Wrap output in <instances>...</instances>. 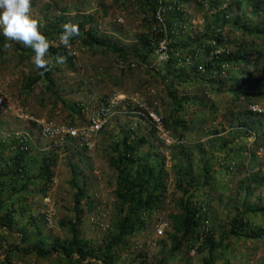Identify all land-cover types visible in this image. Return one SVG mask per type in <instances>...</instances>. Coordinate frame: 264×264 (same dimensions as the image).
<instances>
[{"label": "rangeland", "instance_id": "obj_1", "mask_svg": "<svg viewBox=\"0 0 264 264\" xmlns=\"http://www.w3.org/2000/svg\"><path fill=\"white\" fill-rule=\"evenodd\" d=\"M216 1L221 0L181 1L186 23L183 30L178 26L173 28L175 35H183L177 36L182 39L180 49L169 48L168 59L163 62L157 59L153 48L142 62L134 57L123 59L105 49L89 48L80 39L70 41L65 47L59 42V34H52L47 38L50 48L45 55L54 83L50 89L48 83L40 81L31 91L25 90L27 76L37 73L32 63L34 53L18 42L5 39L10 47L0 53V98L5 105L0 106V149L5 158H11L8 148L12 147L15 134H27L29 170L27 182L24 178L9 179L17 190L14 195L17 226L11 232L0 229V264H96L94 260L65 261L57 256L38 258L24 252L39 242L41 249L46 250L53 240L68 239L60 222H75L73 204L77 188L85 190L91 203L90 208L81 203L76 209L81 211L78 236L91 240L95 247L102 246V240L112 233L116 218L113 193L116 175L111 162L126 134L147 139L148 143L138 151L143 157L140 161L142 164L162 162L165 186L158 208L145 219L146 228L115 249L116 264H200L197 249L189 253L183 250L174 261H161L166 254H160V243H168L169 217L179 210L183 199L176 179L179 165L190 169L194 182L203 180L202 171L210 175L206 179L209 183L214 179L219 185L214 193L222 202H212L211 218L205 222L204 231L207 228L218 231L230 218L244 212L239 208L240 202L245 201L241 187L248 183L247 172L264 177V84L255 85L256 81L260 85L264 83V49L257 68L241 69L222 63L210 74L205 66L212 56L223 51L231 54L237 46L251 40L264 47V38L258 35L252 39L219 19L207 31L214 15L222 14L230 2L222 0L224 5H218ZM130 2L31 0L30 16L42 33L53 25L49 20L55 18L59 8L67 10L70 23L76 24L74 17L82 21L83 16H91L99 37L110 36L125 46L142 49L144 41L156 37L158 26L154 22L147 24V16ZM249 10L250 6L244 8L242 16L254 24L257 19L251 17ZM230 16L236 13L231 12ZM194 35L205 36L202 39L211 46L215 38L220 40L209 56L197 57L195 44L191 43ZM174 40L168 38L166 42L170 44ZM184 42L188 47L183 48ZM54 49L65 57V63L57 64L52 59L49 53ZM164 50L160 52L161 60L166 58ZM64 54L72 58L71 63L66 62ZM241 70L249 72L248 75L240 73ZM239 80H246L250 86L245 95L232 94L233 89L243 91L237 83ZM179 99L183 100L179 103ZM101 100H111L113 104L108 107L106 123L96 136L87 140L88 145L63 137L45 139L26 120L50 121L87 132ZM82 109H86L83 114ZM168 116L172 118L164 123L163 118ZM118 149L122 151L120 146ZM45 159L51 171L49 181L38 177V168ZM25 184L26 190H21ZM255 191L257 195L245 201L250 209L263 206L264 178L262 187ZM203 201H207L206 197ZM248 220L252 226L264 229V215ZM159 230L161 235L157 233ZM22 234L28 236L27 243L21 244ZM219 236L216 233L214 238ZM230 244L228 263L218 264H264V237L231 239Z\"/></svg>", "mask_w": 264, "mask_h": 264}, {"label": "trees", "instance_id": "obj_2", "mask_svg": "<svg viewBox=\"0 0 264 264\" xmlns=\"http://www.w3.org/2000/svg\"><path fill=\"white\" fill-rule=\"evenodd\" d=\"M133 7L141 10L147 17L146 23H156V37L154 39L149 38L150 41H144V48H138L134 45L125 46L110 36H98V33L92 26L93 18L91 16H83V20H79L74 17L72 20L76 22L80 29V35L72 42L80 39L82 44L89 48H100L119 55L120 57H134L144 62L148 59V55L156 52L157 59L160 62L168 59L169 48H179L182 39L175 35L174 27L178 26L180 30H183L185 25V18L183 10L181 8L182 0H128ZM214 3V0H212ZM230 2L223 8L222 14L214 15L213 22H209L206 27L207 31L211 25H214L215 21L228 22L229 25L236 29H240L245 35L254 37L261 35L264 38V0H229ZM218 5H224V1H216ZM250 6L249 14L251 17L255 16L257 21L251 24L249 21L244 20L242 16V10ZM54 7H58L54 5ZM50 9V6L46 7ZM49 11V10H48ZM231 12H235L236 16H230ZM67 10L59 8L58 14L54 19L50 21L51 26L46 27L47 31L42 33L46 38H51L52 34L58 35L62 31V26L65 23H70V18L66 15ZM47 14L45 20L47 19ZM177 28V29H178ZM205 36L194 35V40L191 43L195 44L194 50L195 56H209L214 49L215 45H218L220 38L214 39V46L204 41ZM145 38V37H141ZM175 39L174 42L167 44V40ZM142 40V39H141ZM7 41L3 36H0V53L4 50ZM183 48L188 47L185 42L182 43ZM165 47L164 54L166 58L161 60L160 48ZM180 49V48H179ZM264 47L258 46L254 40L237 46L233 53L227 54L223 51L221 54L212 56L209 62L205 66V71L210 74L215 70L216 65L225 63L226 65H235V67L241 69L245 67L257 68L259 60L263 58L262 50ZM63 53V52H62ZM49 55L52 59H56L57 56H61L55 49L51 50ZM67 57L66 62L71 63V57L64 54ZM196 71V67L193 68ZM192 71V72H193ZM240 73L249 72L241 70ZM40 81L48 83V89L54 86L53 80L50 77L49 70H38L35 76H27L26 83L24 85L27 92L31 91L34 86ZM239 87L243 90L238 92L233 89V95H245L248 93L249 85L246 80H239ZM259 81H256L255 85L263 87ZM239 88V89H240ZM183 99H179V103ZM104 102L105 100H101ZM84 110V109H82ZM81 110V111H82ZM80 111V112H81ZM172 117L163 118L164 123L169 122ZM258 122V120L256 121ZM243 125V124H242ZM13 142V141H12ZM122 145H119L122 149H115L117 153L116 158L111 162L112 168L115 173V212L116 218L112 224V233H109L103 240L102 246L95 247L91 240H86L78 236V225L81 222V211L76 212L78 206L82 203L87 207H91L89 197L85 190L77 188L74 194L73 209L76 213L75 222H60V226L67 232L68 239L66 241H60L58 239L53 240L50 243L49 249L43 250L42 242L34 244L28 247L24 253L35 254L38 258H50L57 256L65 261L83 262L87 260H94L96 264H116L115 249L120 245L127 243L137 232L146 228L145 219L148 215L158 208L159 203L163 199V192L165 183L163 181L162 162H155L153 164H142L140 159L143 157L138 155V151L141 147L147 144V139L137 138L134 135L126 134L122 137ZM222 146V145H221ZM11 153V158H5L2 149H0V229L11 232L17 226L16 214L17 211L14 207L15 193L17 190L13 189L12 179L19 180V178L26 179V174L29 170V164L27 163V153H14L11 147L8 148ZM9 151V152H10ZM121 151V152H120ZM28 164V166H27ZM38 177L45 178L47 181L51 178V171L48 160H44L43 166L38 168ZM226 170H229L227 167ZM190 169L187 166L179 165L176 173V179L179 181V190L183 194V199L179 202V210L170 215V232L168 235V243L161 242L160 254H166L163 261H174L178 253L184 250V253H189L192 249H197V255L200 257V264H218L219 261L228 263L229 252L231 249L230 240L240 241L242 239H256L262 240L264 237V229L259 226H252L248 219L256 218L258 215H264V201L263 206L259 207L255 205L253 208H248L245 204L246 200H249L253 195H257L256 189L262 187L263 176H258L252 172H247L248 183L243 188V202H240L239 210L244 211L238 214L234 218H230L225 226H222L218 231H213L207 228L205 222L210 219L209 210L211 204L214 201L218 203L222 202L219 195H215L217 184L214 179L209 183L210 175L207 172H202L204 176L201 182H194L190 176ZM188 177V179H187ZM11 179V180H9ZM183 183L186 186L183 188ZM195 183V184H194ZM26 184L20 189L26 190ZM4 197V198H3ZM203 197H206L207 201H203ZM10 202V203H9ZM246 209V210H245ZM219 234V238L215 239L214 236ZM28 236L22 234L21 244L27 243ZM126 245V244H125ZM76 256V260L73 258ZM9 264V263H8Z\"/></svg>", "mask_w": 264, "mask_h": 264}, {"label": "clouds", "instance_id": "obj_3", "mask_svg": "<svg viewBox=\"0 0 264 264\" xmlns=\"http://www.w3.org/2000/svg\"><path fill=\"white\" fill-rule=\"evenodd\" d=\"M30 5L31 0H0V36L30 48L34 53L32 63L35 68L47 71L48 62L45 55L50 43L39 30L37 21L31 18ZM79 35L77 24L65 23L59 33V42L68 47L70 41ZM5 47H10V44H5ZM56 63H65V57L57 56Z\"/></svg>", "mask_w": 264, "mask_h": 264}, {"label": "built area", "instance_id": "obj_4", "mask_svg": "<svg viewBox=\"0 0 264 264\" xmlns=\"http://www.w3.org/2000/svg\"><path fill=\"white\" fill-rule=\"evenodd\" d=\"M165 47L161 46L160 52L164 50ZM112 105L113 102L111 100H106L104 102H100L99 106L97 107L95 116L92 117L88 124L87 132H78L77 130L70 128V127H63L58 125L54 122L50 121H42V120H34V119H27L30 123L34 124L40 133V136L43 138H47L50 140L58 139L59 137L67 138L68 140L78 141L88 145L87 140L96 136L102 126L106 123L108 119V107ZM5 106L2 98H0V106ZM86 109L82 110L83 112ZM13 145L11 150H14V153H27L28 152V145L29 139L27 134L25 133H18L15 134L13 138ZM165 226V225H164ZM158 235H161L162 232L159 230L157 231Z\"/></svg>", "mask_w": 264, "mask_h": 264}]
</instances>
